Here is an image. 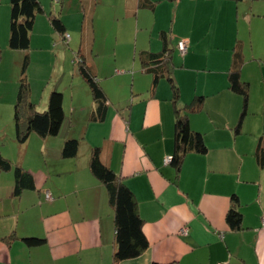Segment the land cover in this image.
I'll use <instances>...</instances> for the list:
<instances>
[{"label":"crops","instance_id":"0c3cea01","mask_svg":"<svg viewBox=\"0 0 264 264\" xmlns=\"http://www.w3.org/2000/svg\"><path fill=\"white\" fill-rule=\"evenodd\" d=\"M78 1L88 7L94 2ZM107 1L115 22L125 10L128 18L118 23L121 32L126 28L135 36L120 39L111 30L106 33L115 39L111 49L109 35L104 47H97L94 37L95 14L106 0L90 8L92 33L85 36L84 25L70 26L83 34L81 39L70 35L65 14L60 16L69 39L53 28L50 14L48 20L36 18L44 35L37 41L45 55L39 60L60 64L61 79L51 88L64 94L65 119L56 136L31 133L25 143L14 138L0 145V152L13 166L32 173L36 184L17 194L14 171L0 172V264H264V164L256 154L260 140L264 147V52L255 50L253 40L248 52L238 28L242 12L251 34L256 31L259 19H264V0ZM152 2L154 7L149 6ZM10 12L11 7L6 16V10L1 11L0 46L5 54L24 52L32 58V52L11 49L5 40ZM163 30L174 46L177 103L168 79L154 87L153 75L140 59L144 51L162 50ZM179 41L186 42L185 53ZM235 49L243 54L241 76L249 91L239 131L244 97L229 82ZM14 55L22 63V57ZM80 55L107 95L103 121L91 118L97 102L78 70ZM52 89L31 84L36 108L48 107ZM197 96L204 100L190 113L189 122L203 134L208 151L188 152L177 169L168 160L175 149L176 106L183 108ZM69 138L80 139V148L76 157L64 158L62 149ZM95 147L134 192L144 219L150 245L136 258L115 263L114 209L106 186L90 169ZM234 195L243 214L241 229L227 221ZM26 236L45 237L46 243L30 247L23 240Z\"/></svg>","mask_w":264,"mask_h":264},{"label":"trees","instance_id":"16d2710c","mask_svg":"<svg viewBox=\"0 0 264 264\" xmlns=\"http://www.w3.org/2000/svg\"><path fill=\"white\" fill-rule=\"evenodd\" d=\"M59 2L61 3V0ZM143 4L145 6L147 3L143 2ZM149 6L154 7V2ZM10 7L9 47L14 50L28 51L31 46V34L34 29L36 17L38 14L44 13L45 9L41 0H10ZM49 16L53 28L65 37L67 35V27L63 18L56 13H52ZM160 38L163 43L162 50L157 52L144 51L141 53L140 59L144 70L153 75L154 87L160 79H168L174 89L173 102L177 103L179 87L174 78V66L172 63L174 46L166 30L161 31ZM1 53L0 48V56ZM243 62L244 57L241 49H235L233 62L229 70L230 88L244 97V109L239 124L236 127L237 131L241 128V122L246 113L249 97L248 83L241 76ZM77 63L80 74L91 88L97 102L91 118L96 121H103L106 117L108 107L107 95L97 77L89 66L86 65L81 55L77 59ZM29 64L30 56L27 54L23 60L22 78L14 105L16 139L20 143H25L31 133H36L44 138L56 136L65 119L63 106L64 94L60 90L51 91L48 107L45 111L39 112L37 110L35 103L30 98L31 87L26 74ZM203 100V96H197L183 108L176 106L175 149L172 156H170V163L177 169L182 164L183 158L188 152L196 151L206 153L208 151L203 134L195 131L189 122L190 113L198 111L202 106ZM79 148L80 139L69 138L63 145L62 156L64 158L76 157ZM256 154L258 160L263 165L264 147L261 140ZM90 169L106 186L110 204L114 209L115 263L140 256L149 247L150 242L143 230L144 219L138 212L134 192L124 182L121 176L103 162L100 147H95L92 151ZM9 170H13L15 173L17 180L15 192L17 194H20L26 187L30 189L35 188L36 184L33 174L20 166H13L11 161L0 152V172ZM238 200L237 196L234 195L232 207L227 214V221L234 229H241L243 224V214L239 210ZM23 240L30 247L41 246L46 243V238L41 236H26ZM153 264L170 263L154 262Z\"/></svg>","mask_w":264,"mask_h":264},{"label":"rangeland","instance_id":"374dc122","mask_svg":"<svg viewBox=\"0 0 264 264\" xmlns=\"http://www.w3.org/2000/svg\"><path fill=\"white\" fill-rule=\"evenodd\" d=\"M95 1L97 0H94L92 4H94ZM41 2L45 9V13L38 14L36 17L37 20H38V17H43L48 20L47 18L48 15L51 13H55L57 11L56 14L58 15H60L61 13L66 15L67 21H68V28L70 29L69 33L72 37L77 35L79 39H81L83 34H85L86 36V34L88 35L89 33H92V28L90 27H91V24L93 23L92 17H93L94 12L93 10L91 11L90 8L95 7L96 4L95 5L91 4V6L89 4L90 7H88L87 4L83 3L82 5V2L78 0H73V1L71 0L70 3H67L66 0H64L63 3H60V2L56 3L55 0H41ZM107 3L108 1L106 0V2L103 3V5L99 7L98 12L95 14L96 15L95 23H97L98 26L95 29L94 37H96V42L98 44L97 47H104L105 45L104 42L109 35V39L111 40L108 44V48L111 49L112 47H114L115 39H113V36H112L113 34H106L108 32H111V30L117 33L120 39H125L129 37V35H130L129 38H135V36L131 34L132 32H129V29L126 30V28H124V31L121 32L120 29L122 25L121 26L118 25L119 22L123 23V21H125L128 18L126 17L125 10L123 9L124 11L121 13V16L120 17L118 16V21L115 22L114 20H112V17L115 15V11L113 7L110 6V4L107 5ZM7 6L10 8V0H0V15H1V11L2 10L4 11V9L6 10L5 16L7 15V10H8ZM81 13L82 15H79ZM108 18H111V19L107 20ZM104 19H106L107 22L103 21ZM259 20L261 24L256 25L255 26L257 27L256 31H254L251 34V31L249 30L248 25L246 24V21L244 19L243 13L241 12L239 14L238 28H240L241 36H244L247 41L246 47H247L248 52H251L250 45L252 43V40L255 42V45H254L255 50L261 53L264 52V34L260 33V29L264 30V19L261 18ZM0 22H1V18H0ZM35 23H36V20H35ZM74 25L80 28L82 25H84L83 34H80L81 32L78 34L74 33V30L71 28ZM106 26L108 28H105ZM236 26L237 25H235V27ZM39 29L40 28H39L38 23L37 25L35 24L32 34H31V38L34 41V43H32L31 41L30 49L27 51V52L29 51L32 52V58H30L31 64H29L28 66L30 70L27 69V72H26L27 79H28L30 87L32 84L39 90L43 89V87H45L46 89H49V88L52 89L51 87H53L54 84H57L56 81L61 79L60 77L61 68H60V64L57 65L56 62L51 61L50 59L47 60V62L44 64L39 60L41 56H45L41 52L40 46L37 44V41L41 40L44 36L41 30ZM1 36L2 34H1V29H0V39L3 40ZM8 37H9L8 35L5 37L6 41L9 40ZM78 37H77V40H78ZM75 39H76V36H75ZM0 48L3 54L7 53V51H5V48L2 45ZM43 52H47V51L44 50ZM2 53L0 56V135H2V138H4V140L0 138L1 146H3V143L11 144L12 142H15V141H12L14 140V138H16V129H15V124H14V105L17 99V93H18V89L20 86L21 78H22V66H23V60H24V52L10 53L12 55L5 54L3 60H2ZM14 54L22 57V63L20 62L18 63L15 60L16 57ZM36 56H37V59H36ZM48 58H50V56ZM58 87H61V86L59 85ZM59 89H63V88H59ZM53 90H58V89H52L51 91ZM38 108L37 110L39 112H43L47 109V108L46 109L40 108L42 109L40 110ZM47 198L50 199L51 195L50 197H48L47 195Z\"/></svg>","mask_w":264,"mask_h":264},{"label":"built area","instance_id":"2783aa9c","mask_svg":"<svg viewBox=\"0 0 264 264\" xmlns=\"http://www.w3.org/2000/svg\"><path fill=\"white\" fill-rule=\"evenodd\" d=\"M59 1H60V0H55V2H59ZM66 38L69 39L70 36L67 34V35H66ZM178 47H179V49L182 51V53H185V52L187 51V48H188V46H187V44H186L185 41H180L179 44H178ZM168 160L170 161V158H169ZM48 197H50V194H48ZM262 224H263V226H264V217L262 218ZM183 233H184V234H187V233H188V229H187V228H184V229H183ZM222 264H223V263H222Z\"/></svg>","mask_w":264,"mask_h":264}]
</instances>
